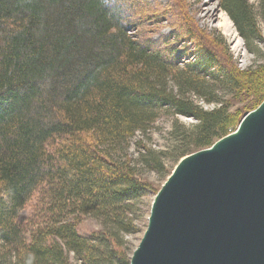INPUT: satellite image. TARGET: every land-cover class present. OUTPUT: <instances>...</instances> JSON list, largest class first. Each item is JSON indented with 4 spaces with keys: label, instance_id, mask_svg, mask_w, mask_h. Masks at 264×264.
I'll return each instance as SVG.
<instances>
[{
    "label": "trees",
    "instance_id": "1",
    "mask_svg": "<svg viewBox=\"0 0 264 264\" xmlns=\"http://www.w3.org/2000/svg\"><path fill=\"white\" fill-rule=\"evenodd\" d=\"M219 7L257 54L253 5ZM126 10L116 0H0L1 264H129L123 238L161 186L146 172L164 181L264 98V64L234 68L223 40L190 25L196 56L181 63L169 42L132 35ZM240 94L249 100L231 110ZM161 116L172 117L169 144L155 149L147 135ZM84 218L99 229L79 233Z\"/></svg>",
    "mask_w": 264,
    "mask_h": 264
},
{
    "label": "water",
    "instance_id": "2",
    "mask_svg": "<svg viewBox=\"0 0 264 264\" xmlns=\"http://www.w3.org/2000/svg\"><path fill=\"white\" fill-rule=\"evenodd\" d=\"M129 264H264V98L233 131L180 158Z\"/></svg>",
    "mask_w": 264,
    "mask_h": 264
},
{
    "label": "rangeland",
    "instance_id": "3",
    "mask_svg": "<svg viewBox=\"0 0 264 264\" xmlns=\"http://www.w3.org/2000/svg\"><path fill=\"white\" fill-rule=\"evenodd\" d=\"M116 1H119L127 9L126 15L129 22L132 24L130 27V33L132 35H143L155 40H165L169 42L170 45L176 47L178 53L185 52V55L180 59V61H182L181 63L192 60L193 57L196 56L192 53L195 50L194 43L186 39V27L191 26L194 30H201L206 34L210 33L211 36L216 37L217 40H223L227 53L231 56L232 66L234 68L240 71H258L263 67L264 14L261 12V8L258 7L256 0L248 1L254 7L258 26L263 38L262 43H254L250 47L253 50H257V54L252 53V51L248 49L244 40L237 33L228 15L220 9L219 0ZM249 98L250 96L240 94L232 100L233 107L231 110L245 103ZM199 103L204 109H212L214 107L213 104ZM177 118L179 122L184 124L187 128L196 123L191 117L178 116ZM171 121L172 117L161 116L149 130L147 142L153 148L164 149L168 146L169 140L167 132L170 128ZM130 151L133 152L132 150ZM172 165L173 163L171 164V162H168L166 168L170 169ZM145 177L152 187L157 188L162 184L161 182H164L163 179L165 176L161 177L160 175L158 176L154 173L146 172ZM153 197V194L149 192L141 199L142 209L141 212H139L137 221L134 223V233L126 235L123 238V246L126 252H130L132 248L136 247L143 234L144 226L147 223L146 211ZM97 229H99V224L92 218L82 219L77 226L78 232L83 235L89 234Z\"/></svg>",
    "mask_w": 264,
    "mask_h": 264
}]
</instances>
